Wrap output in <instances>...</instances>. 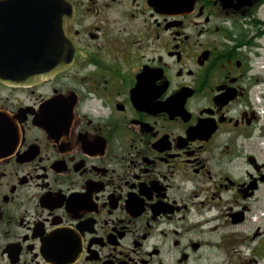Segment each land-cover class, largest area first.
<instances>
[{
  "label": "flooded vegetation",
  "instance_id": "af4514ba",
  "mask_svg": "<svg viewBox=\"0 0 264 264\" xmlns=\"http://www.w3.org/2000/svg\"><path fill=\"white\" fill-rule=\"evenodd\" d=\"M67 1L71 56L0 0V69L69 61L0 81V264H264V0Z\"/></svg>",
  "mask_w": 264,
  "mask_h": 264
},
{
  "label": "water",
  "instance_id": "95a60500",
  "mask_svg": "<svg viewBox=\"0 0 264 264\" xmlns=\"http://www.w3.org/2000/svg\"><path fill=\"white\" fill-rule=\"evenodd\" d=\"M23 3H43L45 6H42V9H46V18L47 19H56V21H52L47 23V34L49 41H56L59 46L50 48L49 50L53 51H67L71 53L73 51V37H72V7L68 3L67 0H23ZM50 4V5H48ZM56 10V11H55ZM58 54V53H57ZM54 57H58V55H54ZM51 57V58H54ZM37 59V57H34ZM53 61V60H52ZM68 60L61 61L59 58L57 61H53L50 64L40 65L35 63V65L31 68H1L0 69V81L10 82L12 80L19 81H28V80H42L46 77L52 76L57 72H60L66 64H68ZM18 71V73H17ZM4 121L7 122V126H12V119L7 116L4 117ZM9 135H12L13 132L9 131ZM2 150H0V153Z\"/></svg>",
  "mask_w": 264,
  "mask_h": 264
}]
</instances>
